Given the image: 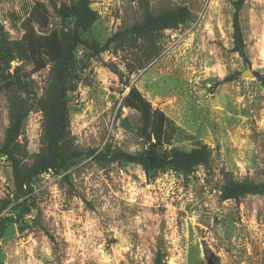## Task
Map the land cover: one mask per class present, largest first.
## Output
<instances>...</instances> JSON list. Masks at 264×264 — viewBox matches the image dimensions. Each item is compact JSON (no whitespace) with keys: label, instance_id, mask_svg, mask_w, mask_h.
<instances>
[{"label":"rangeland","instance_id":"374dc122","mask_svg":"<svg viewBox=\"0 0 264 264\" xmlns=\"http://www.w3.org/2000/svg\"><path fill=\"white\" fill-rule=\"evenodd\" d=\"M69 1L0 0V23L10 39H20L23 21L38 7L50 19L45 31L58 30L71 25ZM142 1L92 0L98 19L82 39L103 45L130 28L142 18ZM234 1L147 0L154 13L187 6L192 19L165 31L159 56L148 63L139 61L141 43L97 56L80 46L78 87L69 95L78 149L112 144L135 153L145 147L140 113L122 107L135 86L178 128L171 148L212 150L209 170L158 172L149 179L134 164L81 159L67 171L37 178L28 196L31 213L17 221L21 200L0 156V217L14 219L0 240V264H153L158 248L166 264H264V197L222 202L219 192L225 173L264 182V86L242 76L249 65L264 77V0H247L240 14L246 59L232 52ZM141 63L143 69L129 73ZM48 73L49 67L32 76L38 95ZM8 102L9 93L0 90V145ZM41 133L42 115L33 110L20 138L28 164L41 149ZM4 200L11 203L1 209Z\"/></svg>","mask_w":264,"mask_h":264},{"label":"trees","instance_id":"16d2710c","mask_svg":"<svg viewBox=\"0 0 264 264\" xmlns=\"http://www.w3.org/2000/svg\"><path fill=\"white\" fill-rule=\"evenodd\" d=\"M247 0H235L232 19L233 53L246 59L245 40L241 27L240 14ZM72 10L71 25L58 30H48L49 17L38 7H33L22 23L23 34L20 39H10L0 23V90L9 93V123L0 145V156L4 157L12 169L13 195L21 200L17 221H25L31 213L28 196L33 183L42 174L64 172L81 159L93 158L101 164H134L143 170L147 178H153L158 172L173 171L190 176L199 167L209 170L212 150L201 145L190 151L171 148L178 128L167 115L155 108L135 87L130 86L123 98L122 107L140 113V135L145 147L135 153L120 147L106 144L99 150H80L71 134L69 115V95L76 92L78 74L76 70V51L80 46L87 47L93 56L112 47L120 49L139 47L141 59L147 63L159 56V39L165 31L175 30L192 19L187 6L162 10L154 13L147 0L142 1L143 15L139 22L130 28L110 36L102 45L88 43L82 39L98 19L97 11L91 7L92 0H70ZM57 11L56 4L52 3ZM16 62L19 65L13 66ZM49 67L48 80L42 94L34 89L32 76ZM145 66L131 68L133 74ZM254 76L264 86V77L255 72ZM129 86L130 83L125 84ZM36 110L42 115L41 149L33 156L31 164L26 162L28 151L20 140L24 123L30 113ZM220 200L239 202L247 196H263L264 182L249 179L242 181L224 174ZM11 201H3L2 208ZM10 217H0V240L7 226L13 222ZM48 236L49 234L46 233ZM166 254L161 249L155 255L153 264H166Z\"/></svg>","mask_w":264,"mask_h":264},{"label":"water","instance_id":"95a60500","mask_svg":"<svg viewBox=\"0 0 264 264\" xmlns=\"http://www.w3.org/2000/svg\"><path fill=\"white\" fill-rule=\"evenodd\" d=\"M242 76L254 78V72L251 70L249 65L247 66L246 71L242 73Z\"/></svg>","mask_w":264,"mask_h":264}]
</instances>
